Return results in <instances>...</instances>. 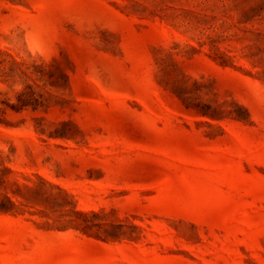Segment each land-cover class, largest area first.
<instances>
[{"label": "rangeland", "instance_id": "1", "mask_svg": "<svg viewBox=\"0 0 264 264\" xmlns=\"http://www.w3.org/2000/svg\"><path fill=\"white\" fill-rule=\"evenodd\" d=\"M0 264H264V0H0Z\"/></svg>", "mask_w": 264, "mask_h": 264}]
</instances>
